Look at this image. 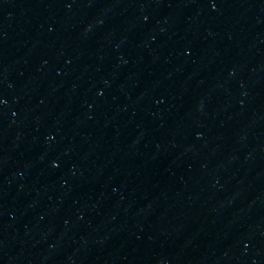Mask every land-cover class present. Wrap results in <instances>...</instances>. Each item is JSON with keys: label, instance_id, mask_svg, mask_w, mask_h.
<instances>
[{"label": "water", "instance_id": "water-1", "mask_svg": "<svg viewBox=\"0 0 264 264\" xmlns=\"http://www.w3.org/2000/svg\"><path fill=\"white\" fill-rule=\"evenodd\" d=\"M0 264H264V0H0Z\"/></svg>", "mask_w": 264, "mask_h": 264}]
</instances>
